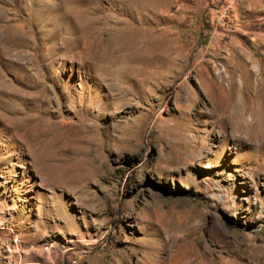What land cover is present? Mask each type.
I'll return each mask as SVG.
<instances>
[{
	"label": "rangeland",
	"instance_id": "obj_1",
	"mask_svg": "<svg viewBox=\"0 0 264 264\" xmlns=\"http://www.w3.org/2000/svg\"><path fill=\"white\" fill-rule=\"evenodd\" d=\"M262 113L264 0H0V264H264Z\"/></svg>",
	"mask_w": 264,
	"mask_h": 264
},
{
	"label": "bare ground",
	"instance_id": "obj_2",
	"mask_svg": "<svg viewBox=\"0 0 264 264\" xmlns=\"http://www.w3.org/2000/svg\"><path fill=\"white\" fill-rule=\"evenodd\" d=\"M147 4V3H146ZM145 7V6H144ZM148 19V18H147ZM263 114V116H264V113H262ZM263 118V117H262ZM254 120H256V119H254ZM263 122H264V119H263ZM243 123V122H242ZM248 123V122H247ZM258 123V122H257ZM262 125H264V124H262ZM261 125V126H262ZM245 126H248V125H245ZM258 126H259V124H258ZM264 127V126H263ZM257 128H260V127H257ZM261 129V128H260ZM258 135V134H257ZM263 136H264V134H263ZM256 137V136H255ZM258 137H259V135H258ZM258 139V138H257ZM255 140V139H254ZM258 143L260 144V145H264V137H262V138H260V139H258ZM184 263V262H183ZM189 264H190V262H189Z\"/></svg>",
	"mask_w": 264,
	"mask_h": 264
}]
</instances>
